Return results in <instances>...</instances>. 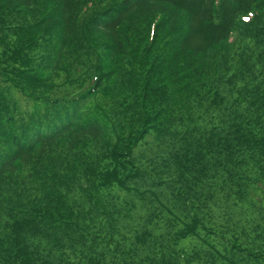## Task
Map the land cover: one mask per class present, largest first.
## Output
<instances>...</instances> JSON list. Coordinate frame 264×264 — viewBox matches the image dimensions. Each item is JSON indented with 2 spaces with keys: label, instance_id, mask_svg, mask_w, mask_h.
Here are the masks:
<instances>
[{
  "label": "trees",
  "instance_id": "16d2710c",
  "mask_svg": "<svg viewBox=\"0 0 264 264\" xmlns=\"http://www.w3.org/2000/svg\"><path fill=\"white\" fill-rule=\"evenodd\" d=\"M0 264H264V0H0Z\"/></svg>",
  "mask_w": 264,
  "mask_h": 264
},
{
  "label": "snow or ice",
  "instance_id": "6c2138e0",
  "mask_svg": "<svg viewBox=\"0 0 264 264\" xmlns=\"http://www.w3.org/2000/svg\"><path fill=\"white\" fill-rule=\"evenodd\" d=\"M249 18H250V17H247V16H246V17H244V19H245L246 21H247Z\"/></svg>",
  "mask_w": 264,
  "mask_h": 264
}]
</instances>
